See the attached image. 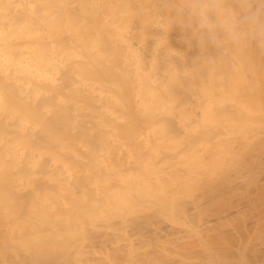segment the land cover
I'll return each instance as SVG.
<instances>
[{"label":"bare ground","instance_id":"obj_1","mask_svg":"<svg viewBox=\"0 0 264 264\" xmlns=\"http://www.w3.org/2000/svg\"><path fill=\"white\" fill-rule=\"evenodd\" d=\"M173 2L0 0V264H264V49Z\"/></svg>","mask_w":264,"mask_h":264},{"label":"clouds","instance_id":"obj_2","mask_svg":"<svg viewBox=\"0 0 264 264\" xmlns=\"http://www.w3.org/2000/svg\"><path fill=\"white\" fill-rule=\"evenodd\" d=\"M173 11L184 17L204 47L224 48L248 41L264 49V21L260 10L250 0L242 5L240 15L225 4V0H174ZM199 62H197V69Z\"/></svg>","mask_w":264,"mask_h":264}]
</instances>
